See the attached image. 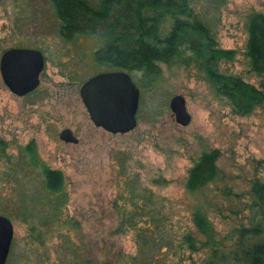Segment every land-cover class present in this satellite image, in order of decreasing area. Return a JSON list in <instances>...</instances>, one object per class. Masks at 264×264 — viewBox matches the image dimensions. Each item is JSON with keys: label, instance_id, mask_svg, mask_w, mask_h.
Returning a JSON list of instances; mask_svg holds the SVG:
<instances>
[{"label": "rangeland", "instance_id": "374dc122", "mask_svg": "<svg viewBox=\"0 0 264 264\" xmlns=\"http://www.w3.org/2000/svg\"><path fill=\"white\" fill-rule=\"evenodd\" d=\"M87 1L95 5L98 0ZM190 3L195 12L216 16L215 42L234 53L232 61H220L219 71L260 88L264 75L251 71L246 56V23L250 14H264V0H226L217 8L206 0ZM59 26L47 0H0V57L8 49L27 48L41 51L45 59L40 86L25 97L13 95L0 75V141L13 158L33 143L41 161L63 173L69 197L64 215L76 224L69 232L70 240L80 252L84 249L90 264H123L126 256L134 255L133 233L117 231L115 205L126 185L136 182L162 200L168 215L165 237L171 248L161 249L157 264H203L210 258L211 250L202 247L204 236L193 223L197 208L214 227L219 252L231 250L238 230L258 219L250 190L254 183H264L260 110L235 115L215 97L198 67L161 64L156 91L147 93L143 103L140 95L136 128L111 135L94 127L79 95L95 70L89 56L98 41L81 36L65 41L58 35ZM175 95L185 100L191 117L187 127L179 126L169 109ZM65 129L78 139L77 144L60 140ZM211 150L219 152L216 180L199 193H187L188 170L202 152ZM8 167L1 164L0 175ZM7 181L0 178L3 196L11 194ZM23 184L27 192L39 187L31 177ZM12 223L14 236L6 264H74L75 255L58 251L56 229L40 244L27 225ZM185 235L202 248L200 252L191 253L180 244Z\"/></svg>", "mask_w": 264, "mask_h": 264}, {"label": "trees", "instance_id": "16d2710c", "mask_svg": "<svg viewBox=\"0 0 264 264\" xmlns=\"http://www.w3.org/2000/svg\"><path fill=\"white\" fill-rule=\"evenodd\" d=\"M47 1L59 22V37L70 42L80 36L98 41L89 56L95 67L91 76L108 69L127 72L139 88L143 103L147 93L156 91L161 64L184 68L194 65L205 74L215 97L224 101L233 114L249 116L260 110L264 118V84L256 88L219 71L220 61H232L234 53L218 48L215 42L216 16L195 12L190 0H98L95 5L87 0ZM206 1L215 8L226 2ZM246 29L250 69L262 77L264 14H250ZM7 148L0 141V165L9 164L0 178L11 183V194H0V215L27 225L40 244L46 236L52 237L50 230L56 229L58 251L75 255L74 264H90L84 249L81 247L80 252L69 238L76 224L64 215L69 197L63 173L42 162L33 143L19 149L14 158ZM218 156L216 150L201 153L187 172V193H199L216 180ZM121 169L125 172L124 167ZM29 177L37 180L39 187L27 192L23 181ZM250 191L254 198L252 210L258 219L250 227L238 230L237 241L229 251L219 252L221 243L214 227L200 208L195 210L193 223L205 239L202 247L211 250L210 258L203 264H264V183H254ZM118 200L117 231L132 232L136 245V253L126 256L123 264H157L161 249L171 248V241L165 237L168 215L162 200L136 182L127 184ZM180 244L187 245L191 253L202 249L189 235L183 236Z\"/></svg>", "mask_w": 264, "mask_h": 264}, {"label": "water", "instance_id": "95a60500", "mask_svg": "<svg viewBox=\"0 0 264 264\" xmlns=\"http://www.w3.org/2000/svg\"><path fill=\"white\" fill-rule=\"evenodd\" d=\"M44 68L45 59L39 50L12 48L0 57L2 81L17 97H25L38 89ZM79 95L94 127L111 135L128 134L136 128L140 90L127 72L104 71L93 75L83 82ZM169 109L179 126L190 124L191 117L182 96H173ZM59 138L65 143H78L69 129L63 130ZM13 236L12 221L0 215V264L7 263Z\"/></svg>", "mask_w": 264, "mask_h": 264}]
</instances>
